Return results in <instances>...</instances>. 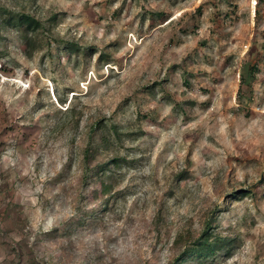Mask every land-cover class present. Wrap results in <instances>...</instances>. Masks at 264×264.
<instances>
[{
	"label": "rangeland",
	"instance_id": "1",
	"mask_svg": "<svg viewBox=\"0 0 264 264\" xmlns=\"http://www.w3.org/2000/svg\"><path fill=\"white\" fill-rule=\"evenodd\" d=\"M89 135L120 164L84 185ZM210 219L205 264H264V0H0V264H166Z\"/></svg>",
	"mask_w": 264,
	"mask_h": 264
},
{
	"label": "trees",
	"instance_id": "2",
	"mask_svg": "<svg viewBox=\"0 0 264 264\" xmlns=\"http://www.w3.org/2000/svg\"><path fill=\"white\" fill-rule=\"evenodd\" d=\"M2 10L9 14V18L6 22H4L2 27L15 28L17 31L21 32L22 40L24 41V44L27 45L26 55L30 57L35 49V34L38 31H42L45 34L47 33V31H45V21L43 22L42 20L36 18V16L24 11L15 12L6 8H2ZM75 48L76 51H80L79 47H72L73 50ZM246 71L248 72L249 77H254L255 73L258 71V63L248 64ZM249 87H251L250 79L246 75H242L240 78L238 97L241 98L243 92ZM68 110L69 109L66 111ZM72 112L73 111L70 110L68 113ZM104 128L106 131V127ZM106 141H108L107 135L101 136L99 138L100 144ZM98 149L99 144L95 143V140H93V135H89L88 143L83 153L82 182L84 185L96 182L98 178L104 179L105 177H108L107 174L110 173V168L117 167L120 164V160L115 158L111 160L110 163L93 165L92 163L95 161L98 155ZM247 193L250 194L251 192H234L232 194V198L230 199H234V197H240L239 195ZM80 197V201H82V196ZM215 209L216 210L214 213L220 212V208L218 206H216ZM94 216L95 211L91 210L86 212L80 204L76 207L75 214H73V216L70 218V222L67 221L61 230L65 231L67 229H84L87 226L86 222L92 220ZM214 223V219L206 221L205 229L195 237L190 238L188 236L191 235L183 233L178 234L173 240L172 256L168 259L166 264H205L218 257L221 252L228 253L232 249L235 239L232 237L223 236L221 233L214 232ZM57 233L58 230H53L43 232V235L46 234V236H55Z\"/></svg>",
	"mask_w": 264,
	"mask_h": 264
}]
</instances>
